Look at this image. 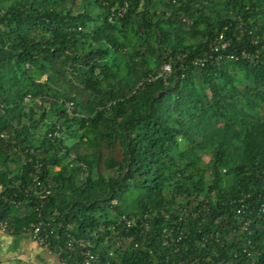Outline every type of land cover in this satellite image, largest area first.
I'll return each instance as SVG.
<instances>
[{
  "label": "trees",
  "instance_id": "1",
  "mask_svg": "<svg viewBox=\"0 0 264 264\" xmlns=\"http://www.w3.org/2000/svg\"><path fill=\"white\" fill-rule=\"evenodd\" d=\"M0 189L68 264H264V0H0Z\"/></svg>",
  "mask_w": 264,
  "mask_h": 264
},
{
  "label": "crops",
  "instance_id": "2",
  "mask_svg": "<svg viewBox=\"0 0 264 264\" xmlns=\"http://www.w3.org/2000/svg\"><path fill=\"white\" fill-rule=\"evenodd\" d=\"M0 264H64L50 247L40 245L27 231L0 230Z\"/></svg>",
  "mask_w": 264,
  "mask_h": 264
},
{
  "label": "built area",
  "instance_id": "3",
  "mask_svg": "<svg viewBox=\"0 0 264 264\" xmlns=\"http://www.w3.org/2000/svg\"><path fill=\"white\" fill-rule=\"evenodd\" d=\"M219 41H221L220 47L222 49L226 48V46L229 44L226 41H223V34L220 35L218 38ZM214 50H217L218 47H213ZM173 67L170 63H167L163 67V71L159 74V76H168L172 73ZM1 193V189H0ZM7 200V199H5ZM1 211V208H0ZM131 220L126 221L128 226L132 225ZM62 226V225H60ZM0 230L4 232L12 231L13 228L9 226V224L6 221L0 220ZM26 231L32 236V238L37 241L40 245L49 247V239L52 235L55 234L54 229L52 225L48 222L45 223L43 221H39L37 223H31L30 227L26 229ZM79 248L81 249V255L84 260V264H91L93 261L97 259V255H95L92 252V243L89 241H80L78 244ZM68 248L70 250L76 249L74 242L71 240L68 242ZM59 254V253H58ZM64 264H68L65 260H63Z\"/></svg>",
  "mask_w": 264,
  "mask_h": 264
}]
</instances>
